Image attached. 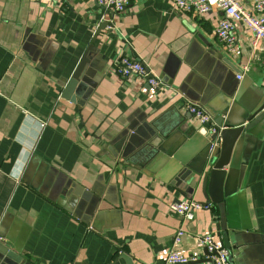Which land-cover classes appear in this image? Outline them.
<instances>
[{"label":"crops","instance_id":"obj_1","mask_svg":"<svg viewBox=\"0 0 264 264\" xmlns=\"http://www.w3.org/2000/svg\"><path fill=\"white\" fill-rule=\"evenodd\" d=\"M240 1L252 10L254 0ZM222 16L180 12L173 0H130L114 16L97 0H0V238L19 249L13 264H127L122 256L168 264L171 250L212 264L198 237L224 244L216 207L152 161L143 124L177 135L191 155L190 140L231 104L242 111L264 94V44L255 56L252 34L236 24L237 52L228 54L215 34ZM102 21L110 26L95 40L77 103L68 102L63 90ZM123 57L145 66L159 88L118 76ZM191 103L202 104L212 127L189 114ZM238 164L225 208L235 224L230 262L264 264V121ZM188 199L210 210L185 221L170 205ZM179 228L185 235L174 249Z\"/></svg>","mask_w":264,"mask_h":264},{"label":"water","instance_id":"obj_2","mask_svg":"<svg viewBox=\"0 0 264 264\" xmlns=\"http://www.w3.org/2000/svg\"><path fill=\"white\" fill-rule=\"evenodd\" d=\"M108 26H110L108 21H102L99 24L90 46L63 90L62 99L77 103L82 90L80 85L90 67L91 57L96 53L95 40L99 33ZM224 62L231 72L238 76L239 72L232 69L226 61ZM151 77L150 75L149 78ZM231 99L238 104L237 90L231 94ZM198 105L201 107L202 104ZM262 121H264V94L252 99L247 105H243L242 111H238L235 104H231L226 117L219 118L213 128L207 129L204 135H197L192 139L193 141L190 140L194 145L191 155L185 154L186 143H179L176 140L177 135H164L156 130L153 124H143L150 137L149 147L153 151L148 156L153 158L152 161H159L165 167L168 166L171 175L179 182L190 181V184L194 185L193 191L200 190L208 202L215 205L218 236L222 237L223 246L227 250L228 235L235 229L231 216L225 214V208L229 203L227 196L229 197V191L234 189V178L238 173L241 147ZM184 135L187 134L184 133ZM18 253L19 249H11L0 238V264H13L11 259L19 260ZM122 258L127 264H134L129 256H122ZM200 263L203 261L198 260L188 264Z\"/></svg>","mask_w":264,"mask_h":264},{"label":"built area","instance_id":"obj_3","mask_svg":"<svg viewBox=\"0 0 264 264\" xmlns=\"http://www.w3.org/2000/svg\"><path fill=\"white\" fill-rule=\"evenodd\" d=\"M40 3H50L55 0H36ZM98 5L107 13L113 16L122 13L130 0H97ZM173 6L176 10L196 16H204L217 9L223 13L216 27V37L225 46L228 54L234 55L237 52V38L235 36L236 24H242L253 36V54L257 56L263 49L264 44V0H254L252 10H247L240 0H173ZM248 68L244 67V71ZM114 72L122 77L136 76L146 79L148 84L157 89L160 81L147 71L141 63L134 62L127 57L118 59L114 63ZM237 78L241 80L242 76ZM264 88V77L262 81ZM188 112L194 116L202 126H213L212 116L202 107L194 104L188 105ZM211 126V127H212ZM45 127V125H43ZM211 205L200 203L193 199L175 202L170 205V209L185 221H192L196 212L210 210ZM185 230L179 228L174 238V249L177 247ZM198 243L204 251V258L212 264H232L230 262V252L221 243L217 242L211 235H202L198 237ZM198 257H187L176 250L167 253L166 261L168 264H188L198 261Z\"/></svg>","mask_w":264,"mask_h":264}]
</instances>
